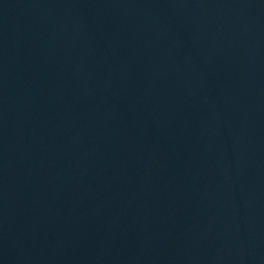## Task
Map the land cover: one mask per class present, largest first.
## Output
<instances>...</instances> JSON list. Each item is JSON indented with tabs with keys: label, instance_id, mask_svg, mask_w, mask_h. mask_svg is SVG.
<instances>
[{
	"label": "water",
	"instance_id": "water-1",
	"mask_svg": "<svg viewBox=\"0 0 264 264\" xmlns=\"http://www.w3.org/2000/svg\"><path fill=\"white\" fill-rule=\"evenodd\" d=\"M0 264H264V0H0Z\"/></svg>",
	"mask_w": 264,
	"mask_h": 264
}]
</instances>
